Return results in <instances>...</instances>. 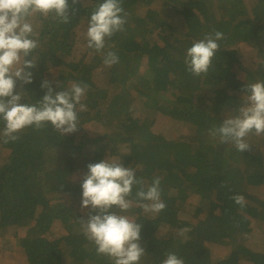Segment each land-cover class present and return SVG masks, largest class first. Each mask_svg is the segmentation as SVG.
Segmentation results:
<instances>
[{"label":"trees","instance_id":"trees-1","mask_svg":"<svg viewBox=\"0 0 264 264\" xmlns=\"http://www.w3.org/2000/svg\"><path fill=\"white\" fill-rule=\"evenodd\" d=\"M101 2L68 0V23L51 16L30 18L39 47L29 57L36 61L30 70L33 82L17 83L16 90L24 92L22 102L36 103L42 98L44 79L54 89L58 83L57 91L77 82L88 85L82 100L87 110L78 113L74 133L62 135L49 123L19 133V140L9 141L12 150L6 151L0 143V218L2 213L17 218L11 226L15 242L0 241V264L16 253L26 260L48 257L60 264H113L107 256L97 255L81 231L80 220H87L89 214V209L81 208V182L87 165L101 161L94 157L99 150L106 152L104 159L137 168L136 177L146 185L161 177L165 209L186 218L183 226L164 225L160 212L145 213L139 206L134 186L133 206L124 213L113 210L136 217L145 226L140 244L146 253L140 264H162L167 253L175 250L183 253L178 256L184 264H264V134H250L246 138L250 151L240 152L234 144L221 143L218 136L210 135L209 129L226 118L205 123L190 120L192 112L201 114L203 106L198 105L206 98L202 82L196 89L182 85L184 77L192 76L184 63L187 49L208 34L206 14L196 7L201 0H122L127 23L106 41L104 52L127 46L138 52L160 43V57L154 54L159 59L150 58L157 61L149 70L152 80L134 67L129 73L117 72L113 80L111 69L121 70L125 62L106 66L102 53L97 56L87 48L88 21ZM258 5L254 15L262 24L264 0H256ZM228 45L225 56L234 67L236 60L230 53L234 46L232 42ZM247 58V72H252L255 61ZM132 61L142 59L135 55ZM123 74L129 75L126 81H120ZM171 74L167 91H162L165 77ZM3 127L0 120L1 131ZM163 134L173 143L149 140ZM217 155L224 157L222 166L217 164ZM236 194L245 197L243 208L232 199ZM201 198L207 203L204 206L194 201ZM33 224L42 235L23 247L18 230ZM3 228L7 227L0 224ZM180 229L187 231L180 235ZM182 246L187 251H180Z\"/></svg>","mask_w":264,"mask_h":264},{"label":"clouds","instance_id":"clouds-1","mask_svg":"<svg viewBox=\"0 0 264 264\" xmlns=\"http://www.w3.org/2000/svg\"><path fill=\"white\" fill-rule=\"evenodd\" d=\"M68 9V0H0V120L4 122L0 137L4 143L19 140L18 134L26 128L39 130L49 123L62 135L78 129V113L87 110L82 103L87 84L71 82L69 88L57 91L58 83L54 89L52 82L44 79L41 88L46 91L36 103L22 102L24 92L16 90L18 82L21 86L33 82L30 70L36 67L35 59L29 57L39 47L38 32L30 18L51 16L68 23ZM126 23L122 0H102L90 15L87 48L102 53L106 66L119 62L114 51L104 52L106 41L123 31ZM224 38L223 32L214 30L195 40L186 51V70L192 76L207 74L219 50L218 41ZM245 90L248 95L238 114L209 129L210 135L218 136L221 143L234 144L240 152L250 151L246 142L250 134H264V80L247 84ZM87 169L81 182V208L89 209L87 220H80L83 235L95 246L97 255L107 256L113 264H140L146 253L140 244L142 224L113 209L127 212L133 206L130 197L133 187L137 186L136 202L145 213L163 211L166 204L161 199V177H154L151 184L146 185L142 178L136 177L137 168L108 158L89 163ZM232 199L241 208L245 206L243 195L236 194ZM186 231L180 229L179 234ZM162 264H184V260L169 252Z\"/></svg>","mask_w":264,"mask_h":264},{"label":"rangeland","instance_id":"rangeland-1","mask_svg":"<svg viewBox=\"0 0 264 264\" xmlns=\"http://www.w3.org/2000/svg\"><path fill=\"white\" fill-rule=\"evenodd\" d=\"M255 3L256 0H201V4L196 5V7L198 6L199 11H202L204 15L206 14V20L209 23L205 33H212L214 30H218L224 33L225 38L218 41L219 50L212 58V65L209 68L207 74H202L201 76L184 77L186 82L183 84L181 82L182 85L192 89H196L201 82L203 85L205 84V90L202 89V91H205V93L202 95H204L206 98L203 100L204 103H199L198 105L199 107L203 106V111L199 112L201 114L198 116L192 112V119H190L192 122H213L216 119L228 118L237 115L239 107L245 103L246 97L248 95V92L245 90V86L247 84L256 82L257 80H264V22L259 24L260 22L258 19L260 18L254 15L255 8L261 6L258 5L255 7ZM231 42L233 43L234 48L230 53L236 60V65L234 67H230L228 65V58L225 56L226 52L229 51L227 50L229 48L228 44ZM159 47L160 43L153 47H148L141 51L139 50L138 52H134L136 49L129 46L121 50L114 48L110 49L118 55L120 62H125L122 63L123 65L121 70L111 69V78L114 80L115 74L119 71L128 73L132 72L131 69L134 67V71L143 72L144 77H152L150 79L152 80L154 77L150 75L153 72L149 70L157 66V61L151 62L150 58L157 57L154 56V54H158L160 57V50L158 49ZM169 51V53H171V50ZM96 55L100 56L101 53H96ZM135 55L140 56L142 61L138 63L133 62L132 57ZM247 55H249V62L253 63L255 61V66L252 68V72H247ZM159 57H157L156 60H158ZM94 67L95 65H92L91 69ZM146 73H148V75ZM127 74L121 75L119 77L120 81H126L129 78V75ZM172 77V74L168 77H165L166 82H163L165 85L163 86L162 91H167L170 84V78ZM105 120L106 119H104V122ZM178 134L180 133H177V135ZM164 135L165 134L159 137L152 135V138L149 140H152L153 142L159 140L160 144L166 142L173 143V141L166 139ZM149 136H151V134H149ZM161 137H163V139H161ZM216 138L217 137H213V139ZM146 139L148 140V138ZM0 143L2 148H4L6 151L12 150L13 148L9 142L4 143V139L2 137H0ZM198 145V143L194 145L195 150L198 149ZM99 152V155L94 154V157L97 161L103 160L106 153L104 150H99ZM217 156V164L222 166L221 160L224 159V157L222 155ZM240 162L242 163L241 160ZM238 188L239 187H236L235 191ZM230 192H232V190ZM194 201H196V204L201 206L207 204L203 198ZM53 202H57L56 204H58L57 199H55ZM1 209L2 205H0V211ZM2 215L3 218H0V224L1 226L7 228H3L4 231L3 229H0V241L4 242L5 239H7L14 243L15 237L12 235L13 231L11 226L16 225L17 218L5 213H2ZM131 219L138 223L136 217ZM159 219H161L162 223L167 226H173L174 224L177 226H183L186 224V218L184 217V214H177L167 209H164L160 212ZM139 223L142 224V222ZM143 227L145 226L142 225V228ZM190 231L192 232V229ZM18 233L20 244L23 247L31 246L34 240L42 235L40 229L35 224L18 230ZM57 238L58 236L56 239ZM183 250L187 251L185 247H180V251ZM172 253L177 255L183 254L178 250L172 251ZM4 264H60V261H56L48 257L26 260L20 254L16 253L15 255L9 256Z\"/></svg>","mask_w":264,"mask_h":264}]
</instances>
